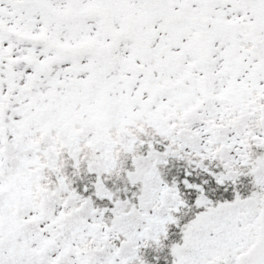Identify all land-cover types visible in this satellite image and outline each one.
<instances>
[{
	"label": "snow or ice",
	"instance_id": "snow-or-ice-1",
	"mask_svg": "<svg viewBox=\"0 0 264 264\" xmlns=\"http://www.w3.org/2000/svg\"><path fill=\"white\" fill-rule=\"evenodd\" d=\"M0 264H264V0H0Z\"/></svg>",
	"mask_w": 264,
	"mask_h": 264
}]
</instances>
